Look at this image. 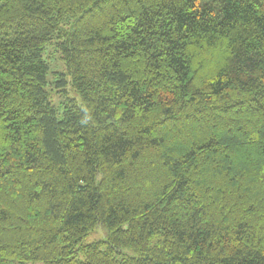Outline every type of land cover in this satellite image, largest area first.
Segmentation results:
<instances>
[{"label":"trees","instance_id":"obj_1","mask_svg":"<svg viewBox=\"0 0 264 264\" xmlns=\"http://www.w3.org/2000/svg\"><path fill=\"white\" fill-rule=\"evenodd\" d=\"M0 264H264V0H0Z\"/></svg>","mask_w":264,"mask_h":264},{"label":"rangeland","instance_id":"obj_2","mask_svg":"<svg viewBox=\"0 0 264 264\" xmlns=\"http://www.w3.org/2000/svg\"><path fill=\"white\" fill-rule=\"evenodd\" d=\"M50 67L52 70H56L57 68L60 69L61 65L57 61H51ZM104 240V231L102 228L97 227L82 240L81 245L91 244L94 242H98ZM102 249L105 248V246L101 247Z\"/></svg>","mask_w":264,"mask_h":264}]
</instances>
